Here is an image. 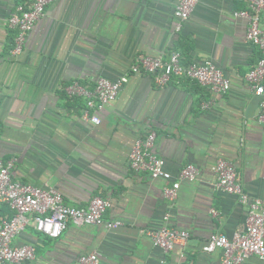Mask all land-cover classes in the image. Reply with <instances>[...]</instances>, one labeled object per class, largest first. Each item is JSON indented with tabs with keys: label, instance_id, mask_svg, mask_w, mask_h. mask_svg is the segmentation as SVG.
Wrapping results in <instances>:
<instances>
[{
	"label": "crops",
	"instance_id": "0c3cea01",
	"mask_svg": "<svg viewBox=\"0 0 264 264\" xmlns=\"http://www.w3.org/2000/svg\"><path fill=\"white\" fill-rule=\"evenodd\" d=\"M22 1L0 0V159L14 160V181L54 189L68 206L109 200L104 219L123 224L109 231L70 222L57 239L28 225L13 241L35 248V259L22 264H76L93 251L99 264H221L220 250L202 247L212 234L231 238L241 230L248 205L215 188L214 161L225 159L238 171L250 201L264 199V125L259 98L245 81L261 53L245 39L247 21L234 15L247 9L244 0H199L179 33L177 0H53L14 57L7 21ZM171 53L183 65L219 68L230 90L216 95L188 81L159 88L151 75L130 72L139 57ZM124 75L117 98L97 112L100 124L81 120L84 99L68 97L65 88L90 90L99 78ZM150 132L165 163L161 179L128 163L134 142ZM188 164L200 169L201 180L181 181L168 201L163 188ZM12 214L0 202V222ZM162 227L189 237L164 253L146 233Z\"/></svg>",
	"mask_w": 264,
	"mask_h": 264
},
{
	"label": "built area",
	"instance_id": "2783aa9c",
	"mask_svg": "<svg viewBox=\"0 0 264 264\" xmlns=\"http://www.w3.org/2000/svg\"><path fill=\"white\" fill-rule=\"evenodd\" d=\"M53 0H24L17 4L11 13L7 26L15 31L14 48L11 54H21L28 33L33 29ZM247 9L235 12V16L247 21L245 39L257 47L260 59L245 74V81L251 93L259 98V121L264 125V0H244ZM199 0H177L173 11L174 31L179 33L188 21ZM132 74L146 73L152 76L155 85L164 88L170 84L180 85L184 81L195 83L209 89L212 93L225 94L231 84L223 72L210 63L183 65L178 53H171L164 58L159 56H142L131 67ZM128 76L116 80L99 78L92 89L88 90L77 83L68 85L65 92L70 98H83L84 106L81 120L95 126L100 124L97 112L112 103ZM210 103H203L207 109ZM156 134L137 139L128 155L129 167L133 172L145 173L151 179L165 177V163L154 152ZM14 160L0 159V202L6 204L13 214L0 222V264H22L35 259V248L31 245L16 246L13 241L21 235L28 225L50 239H57L71 222L78 227L93 225L103 226L112 231L121 227V221H106L104 214L110 207L107 199L95 197L86 208H74L65 204L60 192L47 188H38L14 181L11 172ZM215 176L214 186L217 190L231 194L242 205H248L244 226L231 238L212 234L202 251L212 253L221 251V264H245L256 257L264 261V199L249 200L245 193L238 171L225 159L217 158L212 167ZM200 169L188 164L178 173V179L171 186L163 188V196L168 201L177 198L181 181L196 182L201 180ZM216 214L215 211H211ZM153 245L164 253L170 252L178 242H185L189 235L186 231L162 227L156 231L146 232ZM100 253L93 251L80 255L76 264H99ZM181 264V263H179Z\"/></svg>",
	"mask_w": 264,
	"mask_h": 264
}]
</instances>
